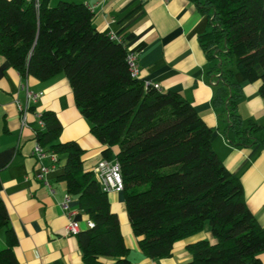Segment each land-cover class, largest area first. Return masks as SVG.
<instances>
[{
  "label": "trees",
  "instance_id": "16d2710c",
  "mask_svg": "<svg viewBox=\"0 0 264 264\" xmlns=\"http://www.w3.org/2000/svg\"><path fill=\"white\" fill-rule=\"evenodd\" d=\"M212 11L211 29L200 36L211 72L221 82L213 96L220 117L238 145L255 142L264 126H244L239 113L245 82H260L264 96V0H191ZM84 3L61 0H0V53L22 75L39 80L64 73L91 132L107 147L103 158L119 162L128 216L142 252L149 258L169 255L177 241L204 230L216 239L188 245L186 264H264V227L249 209L243 183L227 169L212 145L214 129L181 93L161 91L133 76L129 49L93 24ZM34 107H31L33 110ZM44 128L35 139L65 157L59 179L94 222L77 238L84 264H137L128 257L117 213L108 192L83 163L76 141H61L63 125L52 110L42 113ZM264 146V136L261 139ZM118 150L115 153L114 148ZM5 246L0 264H21L14 251L17 236L0 201V231Z\"/></svg>",
  "mask_w": 264,
  "mask_h": 264
},
{
  "label": "crops",
  "instance_id": "0c3cea01",
  "mask_svg": "<svg viewBox=\"0 0 264 264\" xmlns=\"http://www.w3.org/2000/svg\"><path fill=\"white\" fill-rule=\"evenodd\" d=\"M61 0H49L54 5ZM86 4L93 12L94 26L123 39L129 51L138 55V77L145 83L159 84L161 91L181 93L214 129L212 145L233 174L240 177L249 209L264 227V146L263 136L254 143L238 145L213 104L221 82L220 73L211 72V62L200 43V36L211 29L212 11H204L191 0H66ZM236 79V77H235ZM34 92H43L31 104L28 126L21 125V112L15 101L27 102L21 88L25 77L0 53V201L7 207L10 224L17 236L15 255L21 264H84L77 234H68L70 220L79 222L80 231L89 227V216L80 208L76 196L59 179L65 157L48 174L52 188L37 177L41 165L33 156L38 115L54 111L63 125L60 140L76 141L83 149L84 168L94 172L107 147L91 132L81 114L73 89L64 73L39 80L27 76ZM239 111L244 120L264 126V96L260 82H245ZM247 107L248 111L245 109ZM259 118L263 121H259ZM117 147L114 148L116 153ZM48 164V160L45 161ZM52 189L54 191H52ZM66 195L69 199L66 200ZM111 209L117 213L128 257L137 264H186L192 254L188 245L200 239L215 242L210 226L177 241L172 252L162 258H149L141 250L126 209L124 193L108 192ZM66 202V205H65ZM5 246V231H0V248ZM264 263V250L259 253ZM114 264L115 259H104Z\"/></svg>",
  "mask_w": 264,
  "mask_h": 264
},
{
  "label": "built area",
  "instance_id": "2783aa9c",
  "mask_svg": "<svg viewBox=\"0 0 264 264\" xmlns=\"http://www.w3.org/2000/svg\"><path fill=\"white\" fill-rule=\"evenodd\" d=\"M37 1V6L39 5L40 0ZM112 39H116L118 41H123L122 38L110 35ZM128 63L131 69L133 76H138L139 73V62L138 55L134 52H128ZM21 83V88L26 91L27 94V102L26 104H22L20 100H16L15 103L21 112V125L28 126L27 114L30 111L31 104L36 102L38 98L43 94V92H34L28 86V82L26 80ZM154 85L157 89L160 90L159 84L147 83ZM38 125L40 128H44L45 122L42 120V114L38 115ZM33 156L37 160V162L41 165V171L37 174V177L42 180L47 186L52 188L50 181L48 179V174L54 170L59 163V155L48 148L41 145L38 141H36ZM48 160V164L45 161ZM94 173L98 177V179L102 183L103 190L106 192L116 191L122 192L124 189L123 176L121 172V167L119 162L116 160H109L107 158H103V160L94 168ZM52 191H54L52 189ZM69 199V195H66V200ZM66 205V202H65ZM88 227H93L94 222L90 219L87 222ZM80 231V224L77 221L70 220L66 226V232L68 234H77Z\"/></svg>",
  "mask_w": 264,
  "mask_h": 264
},
{
  "label": "rangeland",
  "instance_id": "374dc122",
  "mask_svg": "<svg viewBox=\"0 0 264 264\" xmlns=\"http://www.w3.org/2000/svg\"><path fill=\"white\" fill-rule=\"evenodd\" d=\"M58 3V2H57ZM56 3V4H57ZM56 4H54V5H56ZM231 68H232V70L235 72V77H236V79H237V76H238V72H237V69H236V66H235V64L233 63L232 65H231ZM240 75V74H239ZM241 99H242V97L240 98V100H239V104L241 103ZM245 109L248 111V109H247V107H245ZM239 113H240V111H239ZM241 114V113H240ZM250 117L249 116H246L245 115V117H244V120H243V123H244V126L246 127V126H248V124H249V119ZM259 121H263L262 119H260L259 118ZM264 135V130H262V131H260V132H258L257 133V136H263ZM207 226H210L209 225V223L207 222Z\"/></svg>",
  "mask_w": 264,
  "mask_h": 264
}]
</instances>
